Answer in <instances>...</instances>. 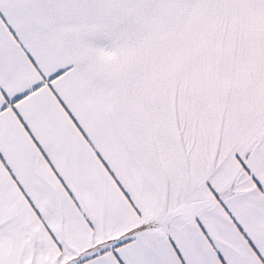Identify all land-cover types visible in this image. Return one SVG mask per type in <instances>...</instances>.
Masks as SVG:
<instances>
[{"label": "snow or ice", "instance_id": "1", "mask_svg": "<svg viewBox=\"0 0 264 264\" xmlns=\"http://www.w3.org/2000/svg\"><path fill=\"white\" fill-rule=\"evenodd\" d=\"M0 264H264V0H0Z\"/></svg>", "mask_w": 264, "mask_h": 264}]
</instances>
